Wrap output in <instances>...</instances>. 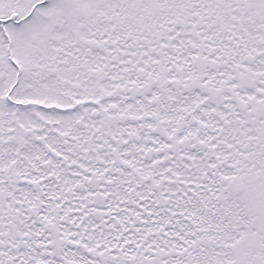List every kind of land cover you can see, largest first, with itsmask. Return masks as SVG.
<instances>
[{"label": "snow or ice", "instance_id": "obj_1", "mask_svg": "<svg viewBox=\"0 0 264 264\" xmlns=\"http://www.w3.org/2000/svg\"><path fill=\"white\" fill-rule=\"evenodd\" d=\"M0 264H264V0H0Z\"/></svg>", "mask_w": 264, "mask_h": 264}]
</instances>
